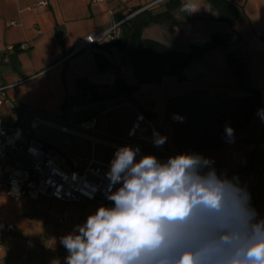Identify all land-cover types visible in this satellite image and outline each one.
<instances>
[{
  "label": "crops",
  "instance_id": "0c3cea01",
  "mask_svg": "<svg viewBox=\"0 0 264 264\" xmlns=\"http://www.w3.org/2000/svg\"><path fill=\"white\" fill-rule=\"evenodd\" d=\"M167 1L0 0V84L8 85V101L0 104V126H16L46 145L60 147L44 140V124L37 121L50 123L53 126L48 127L57 130V126L79 130V120L95 115V135L119 142L135 114L143 111L155 119L167 140L161 149L147 145H140L139 149L167 160L179 154L172 125L165 119L167 100L196 90L229 98L246 94L247 88L259 90L260 101L251 119L233 129L234 142L227 138L217 148L196 149L195 153L213 160L218 174L229 179L238 177L251 196L258 219H264V184L256 176L259 163L264 161V118L260 114L264 110V0H229L241 14L235 23L217 20V11L206 0H192L198 10L191 13L182 10L189 0H179L181 5L173 8L172 15L184 24L182 28L150 23L141 31L143 39L177 51H186L190 45H206L212 36L233 31L240 35V40L226 48L206 50L199 59L188 63L181 77L163 76L157 83L140 84L131 98L119 95L109 101H91L88 108L77 113L65 104L68 96H89L88 90L77 85L78 79L86 80L99 92L113 90L116 77L137 84L132 64L111 41L93 44L63 58L80 39L111 28L119 15L126 16L132 9L139 11L151 3L156 4L148 10L163 12ZM119 34L120 28L115 38ZM9 45L13 49L7 50ZM94 53L102 54L110 67L99 71ZM120 106L126 107L128 114L122 123L112 126L104 113ZM4 155L0 158V227L10 223L14 228L0 245V264H65L67 251L60 238L83 224L101 205L63 202L45 195L37 199L26 194L12 196L8 193L7 171L11 162L24 158L13 151ZM243 164L246 169L241 171ZM60 213H66L65 221H59Z\"/></svg>",
  "mask_w": 264,
  "mask_h": 264
},
{
  "label": "clouds",
  "instance_id": "9594fccd",
  "mask_svg": "<svg viewBox=\"0 0 264 264\" xmlns=\"http://www.w3.org/2000/svg\"><path fill=\"white\" fill-rule=\"evenodd\" d=\"M182 10L198 8L189 0ZM225 133L234 142V130L226 125ZM153 137L156 147L167 140ZM139 152L116 150L107 173L112 206H99L60 238L65 264H264V219L238 177L218 174L197 153L160 161L137 159Z\"/></svg>",
  "mask_w": 264,
  "mask_h": 264
},
{
  "label": "trees",
  "instance_id": "16d2710c",
  "mask_svg": "<svg viewBox=\"0 0 264 264\" xmlns=\"http://www.w3.org/2000/svg\"><path fill=\"white\" fill-rule=\"evenodd\" d=\"M206 1L217 11L216 18L219 21L235 23L241 17L238 8L229 0ZM180 5L179 0H168L163 12L153 13L144 9L119 24L120 34L111 44L119 48L132 64L137 84H128L116 77L113 90L99 92L86 80L78 79L77 85L83 90H88L89 96L83 94L77 97L86 98L89 102L109 101L119 95L131 98L140 84L157 83L163 76L181 77L188 63L199 59L206 50L218 46L226 48L240 40V35L233 31L212 36L206 45H190L186 51H177L157 41L141 37L142 29L150 23L173 24L182 28L184 24L172 15L173 8ZM134 11L136 9L130 12ZM124 18L125 16L119 15L118 21ZM94 56L99 71L110 67L109 61L102 54L94 53ZM245 92L246 94L239 97L229 98L223 94L209 96L205 90H196L167 100L165 119L172 125L176 147L179 150L185 147L207 150L222 145L228 138L225 126L234 129L243 125L251 119L255 106L259 104V90L247 88ZM203 99H206V102H203ZM174 115L183 117V121L173 119Z\"/></svg>",
  "mask_w": 264,
  "mask_h": 264
},
{
  "label": "built area",
  "instance_id": "2783aa9c",
  "mask_svg": "<svg viewBox=\"0 0 264 264\" xmlns=\"http://www.w3.org/2000/svg\"><path fill=\"white\" fill-rule=\"evenodd\" d=\"M46 3V2H44ZM156 3H151V7ZM122 20L115 22L111 28L97 30L83 39H80L71 53L66 54L63 60L67 59L72 53L80 49L90 47L96 43H106L114 40ZM7 50L13 49L12 45L6 47ZM8 85L0 84V104L7 102L6 89ZM65 104L74 112H80L90 106L91 102L86 98L78 99L75 96H68ZM47 126L50 123L37 121ZM97 116L79 120V130H72L66 127L57 126L59 130L66 133L86 138L90 141L92 149L96 145H102L114 150L122 146H131L133 148L140 145H147L157 149L163 148V145L156 147L153 143V133H162L156 126L155 119L143 111H138L125 137L119 142L103 139L95 135L97 129ZM13 151L23 156L24 160H15L9 165L6 182L8 193L14 197L26 194L32 199H37L39 195H45L50 198L63 202H95L100 205H111L112 202L106 198L109 187L107 173L110 170L111 163L101 161L94 156L92 152L89 158H83L79 155H67L61 147L46 145L36 139L27 130H21L16 126H0V158L4 154ZM193 147H185L179 150L180 153H195ZM149 155L140 151L137 157ZM160 161H166L158 158ZM243 164L240 170H245ZM256 176L264 184V161L260 162L257 168ZM115 190V187L113 188ZM59 221L67 219L66 213L58 215ZM13 224L4 223L0 227V245L2 244L7 232L13 230Z\"/></svg>",
  "mask_w": 264,
  "mask_h": 264
},
{
  "label": "rangeland",
  "instance_id": "374dc122",
  "mask_svg": "<svg viewBox=\"0 0 264 264\" xmlns=\"http://www.w3.org/2000/svg\"><path fill=\"white\" fill-rule=\"evenodd\" d=\"M144 9L148 10L149 8L144 7ZM144 9H140L139 11L136 10L134 12L129 11L125 18L122 19V21L131 18L136 13ZM203 102H206V99H203ZM214 105L215 102H213V106ZM127 114L128 111L126 107L120 106L112 108V110L105 112L103 117L107 120V123H111L112 126H114L116 124L119 125L120 122L122 123ZM73 117L75 118V116ZM68 126L71 127V125ZM43 138L45 141H50L52 142V144H58L60 145V147H64L66 149V154L70 156L79 155L83 158H89L92 154L90 141L71 133H63L55 128H50L43 125ZM93 151L97 159L106 160L108 163H111L116 152V150L114 149L104 148L101 145H98ZM139 158L140 157H137V159Z\"/></svg>",
  "mask_w": 264,
  "mask_h": 264
}]
</instances>
